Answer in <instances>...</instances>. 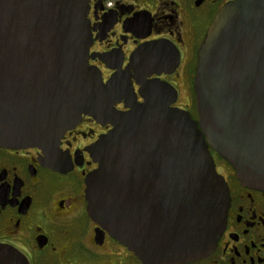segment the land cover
I'll return each mask as SVG.
<instances>
[{"label":"water","instance_id":"95a60500","mask_svg":"<svg viewBox=\"0 0 264 264\" xmlns=\"http://www.w3.org/2000/svg\"><path fill=\"white\" fill-rule=\"evenodd\" d=\"M87 1L0 0V145L37 147L64 169V131L82 114L109 122L86 147L96 163L84 180L89 216L146 264L194 259L214 245L229 201L209 147L264 190V0H228L210 22L195 65L197 119L171 106V84L142 72H171L174 47L142 44L102 79L88 63ZM121 99L128 110L115 108ZM0 264L27 263L0 245Z\"/></svg>","mask_w":264,"mask_h":264},{"label":"flooded vegetation","instance_id":"af4514ba","mask_svg":"<svg viewBox=\"0 0 264 264\" xmlns=\"http://www.w3.org/2000/svg\"><path fill=\"white\" fill-rule=\"evenodd\" d=\"M227 1L88 0V63L100 69L105 81L124 70L142 44L157 40L174 47L178 63L171 72L160 67L142 72H150L146 80L159 78L171 84L177 93L171 106L186 109L197 119L193 90L197 51L210 22ZM136 71L130 68L128 74L141 102L133 77ZM180 82L189 96L185 103L178 100ZM115 108L126 111L129 107L121 99ZM111 127L107 121L82 114L59 139L60 156L71 161L64 169L47 165L37 147L0 145L1 246L18 251L27 264H146L87 211L84 180L96 163L86 147ZM209 149L228 187L225 222L208 252L173 264H264V190L240 182L233 167Z\"/></svg>","mask_w":264,"mask_h":264},{"label":"rangeland","instance_id":"374dc122","mask_svg":"<svg viewBox=\"0 0 264 264\" xmlns=\"http://www.w3.org/2000/svg\"><path fill=\"white\" fill-rule=\"evenodd\" d=\"M179 102L180 103H185V102H187L188 101V92L186 91V87H185V85H184V83L183 82H180L179 83ZM218 164H220V161L218 160Z\"/></svg>","mask_w":264,"mask_h":264}]
</instances>
